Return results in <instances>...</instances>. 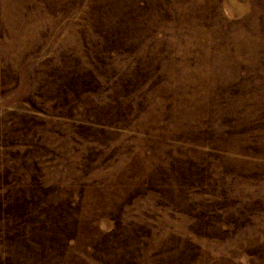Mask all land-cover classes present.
I'll return each mask as SVG.
<instances>
[{
	"label": "rangeland",
	"instance_id": "obj_1",
	"mask_svg": "<svg viewBox=\"0 0 264 264\" xmlns=\"http://www.w3.org/2000/svg\"><path fill=\"white\" fill-rule=\"evenodd\" d=\"M0 264H264V0H0Z\"/></svg>",
	"mask_w": 264,
	"mask_h": 264
}]
</instances>
